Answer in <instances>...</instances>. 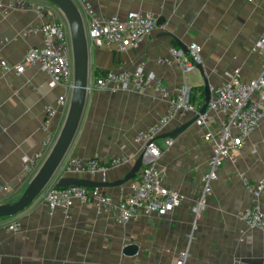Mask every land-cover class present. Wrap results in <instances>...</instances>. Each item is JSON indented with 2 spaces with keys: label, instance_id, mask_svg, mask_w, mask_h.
Here are the masks:
<instances>
[{
  "label": "crops",
  "instance_id": "obj_1",
  "mask_svg": "<svg viewBox=\"0 0 264 264\" xmlns=\"http://www.w3.org/2000/svg\"><path fill=\"white\" fill-rule=\"evenodd\" d=\"M51 10L63 15L56 5L45 0ZM83 16L86 31L89 16L85 2L103 17L124 18L134 10H144L161 20L160 24L134 47L126 51L114 45L89 50V83L84 108L75 136L62 160L71 156L111 160L128 157L129 161L111 167L105 173L77 174L95 180L115 181L123 178L143 151L137 134L154 124L168 109V97L158 88L114 90L94 86L97 74L108 70H136L157 74L170 95L188 82L193 88L195 108L204 102L205 80L212 90L228 79V72L240 68L245 79L257 76L264 65L261 55L251 51L264 34V1L250 0H74ZM40 16L31 7L26 10L0 8V55L10 63L20 62L33 46H40L43 35H26L30 24H39ZM169 32L170 34H165ZM179 41V42H178ZM201 46L200 68L184 72L176 63H158L169 55L171 47ZM182 49V48H181ZM187 59L191 55H185ZM72 90L50 84L49 75L39 66L23 74L0 70V186L10 184L17 200L30 184L23 158L44 152L42 129L45 106ZM70 102L58 110L52 121L55 138L61 134ZM208 126L196 121L175 138H160L147 157L157 154V166L165 184L184 194L182 203L162 216L132 219L119 223L92 203L75 201L70 216L57 211L50 215L41 194L16 215L0 218V264H176L182 251L188 256L184 264H264V230L249 229L241 212L253 204L264 211V190L259 195L248 192L243 183L264 179V117L237 153L236 162L226 160L218 170L206 194V209L196 218L192 207L202 194L210 169L212 146L206 133L223 115L209 109ZM194 116L179 112L161 133L172 131ZM160 133V134H161ZM61 162V163H62ZM60 171V170H59ZM139 179V175L136 180ZM54 178L49 185H54ZM133 181L102 187L114 202L132 192ZM0 197L4 194L0 193ZM6 198V197H5ZM5 198L0 199L4 200ZM21 221L18 231L5 228L8 222ZM134 243L135 255L124 248Z\"/></svg>",
  "mask_w": 264,
  "mask_h": 264
},
{
  "label": "built area",
  "instance_id": "obj_2",
  "mask_svg": "<svg viewBox=\"0 0 264 264\" xmlns=\"http://www.w3.org/2000/svg\"><path fill=\"white\" fill-rule=\"evenodd\" d=\"M264 1V0H250ZM31 7L40 16L39 24H30L25 29L26 35L41 33L43 42L40 46L31 47L23 59L18 63H10L0 55V70L23 74L32 66H39L47 72L50 84H62L70 91L74 89L73 47L71 45L70 25L63 15L54 13L44 2H28L24 0H0V8L4 10ZM85 9L89 16L87 36L97 46L114 45L120 51L138 46L145 36L157 27V17L144 10H134L126 17H103L94 7L85 2ZM191 58L187 59L181 48L171 47L169 55L158 58V63H176L184 72H192L201 63V46L193 43L190 47ZM251 51L264 59V34L253 45ZM89 83V87H90ZM94 86L98 89L111 87L114 90L152 89L158 88L168 97L167 111L152 125L141 130L135 140L146 144L161 132L177 116L179 112L191 111L199 114V109L192 103L193 88L186 82L176 88L170 95L163 86L160 77L153 72H146L139 67L136 70H108L100 74ZM88 87V88H89ZM71 102V96L66 93L60 95L55 104L45 106L42 129L45 133L43 139L44 152L26 155L23 158V167L27 174L34 175L42 167L46 157L51 152L57 139L52 132V121L58 110ZM209 109L218 111L223 115L220 122L205 134L212 146L210 169L205 177V187L193 205L192 210L196 218L206 209V194L211 191V182L217 179L218 170L226 160L236 162L237 153L243 148L247 138L259 125L264 117V65L257 76L243 78L240 68L228 72V79L216 86L208 102ZM200 126H208L210 120L207 112L201 114L196 121ZM145 146V145H144ZM154 149L153 145L150 150ZM149 151V150H148ZM157 154L145 159L139 179L133 181L132 192L119 202L99 187L70 186L59 188L48 185L44 191V201L50 215L60 211L70 216V210L75 201L95 204L101 212L110 215L119 223H127L132 219L150 217L155 214L166 215L178 207L184 200V194L178 189L165 184V177L157 166ZM129 161V158L115 157L111 160L99 158H83L71 156L63 161L58 170L60 174L77 175L83 172L105 173L114 166ZM243 183L248 192L259 195L264 190V179L252 181L244 176ZM15 192L10 184L0 186V193L5 198L0 204L8 202L9 196ZM241 219L249 229L264 230V211L259 205L253 204L241 212ZM22 227L21 221L15 219L8 222L5 228L9 231H18ZM188 256L182 251L176 264H184Z\"/></svg>",
  "mask_w": 264,
  "mask_h": 264
},
{
  "label": "water",
  "instance_id": "obj_3",
  "mask_svg": "<svg viewBox=\"0 0 264 264\" xmlns=\"http://www.w3.org/2000/svg\"><path fill=\"white\" fill-rule=\"evenodd\" d=\"M57 7H59L66 18L68 19L72 43H73V60H74V89L72 91L71 102L68 117L65 126L58 136L57 141L52 148L51 152L46 157L42 167L34 175L30 184L19 197L17 201H8L0 204V218L11 217L18 214L29 206L41 192L52 182L55 178V186L59 188H66L70 186H87V187H111L117 185H123L130 181H135L140 174L148 150L152 147L154 142L160 138H175L177 134L190 127L201 114H205L208 110V102L211 96V88L208 84V80H205V97L204 104L202 105L199 114L194 115L187 122L183 123L179 127L172 131L161 133L155 138L145 144L143 151L135 159L130 170L115 181L95 180L87 177H81L79 175L60 174L58 168L69 148L84 108L86 93L89 87V50L88 46L90 40L87 36V31L83 21V16L77 4L74 0H45ZM161 20L158 19L157 24H160ZM165 34H170L166 32ZM179 42V41H178ZM184 54L189 55L190 50L186 48L181 42L179 43ZM201 72H203L201 65H198ZM139 247L137 244L130 243L124 248V253L127 255H135L138 253Z\"/></svg>",
  "mask_w": 264,
  "mask_h": 264
},
{
  "label": "trees",
  "instance_id": "obj_4",
  "mask_svg": "<svg viewBox=\"0 0 264 264\" xmlns=\"http://www.w3.org/2000/svg\"><path fill=\"white\" fill-rule=\"evenodd\" d=\"M102 73H103V72H101V73H98V74H97V77H98L100 74H102ZM194 102H195V96H194V95H192V103H194ZM203 103H204L203 101H200V103H199V104L201 105V104H203Z\"/></svg>",
  "mask_w": 264,
  "mask_h": 264
},
{
  "label": "rangeland",
  "instance_id": "obj_5",
  "mask_svg": "<svg viewBox=\"0 0 264 264\" xmlns=\"http://www.w3.org/2000/svg\"><path fill=\"white\" fill-rule=\"evenodd\" d=\"M70 35H71V30H70ZM71 45H72V47H73V43H72V35H71ZM73 70H74V64H73ZM59 173V170H58V172H57V174ZM19 199V198H18ZM17 199V200H18ZM17 200H15V201H17Z\"/></svg>",
  "mask_w": 264,
  "mask_h": 264
}]
</instances>
